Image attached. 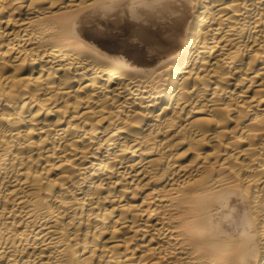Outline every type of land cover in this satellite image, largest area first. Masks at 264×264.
Wrapping results in <instances>:
<instances>
[{
    "label": "bare ground",
    "instance_id": "1",
    "mask_svg": "<svg viewBox=\"0 0 264 264\" xmlns=\"http://www.w3.org/2000/svg\"><path fill=\"white\" fill-rule=\"evenodd\" d=\"M0 264H264V0H0Z\"/></svg>",
    "mask_w": 264,
    "mask_h": 264
}]
</instances>
